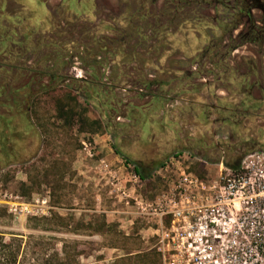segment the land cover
I'll return each instance as SVG.
<instances>
[{
    "label": "rangeland",
    "instance_id": "374dc122",
    "mask_svg": "<svg viewBox=\"0 0 264 264\" xmlns=\"http://www.w3.org/2000/svg\"><path fill=\"white\" fill-rule=\"evenodd\" d=\"M178 1L0 0V198L46 197L50 207L33 216L0 199L6 240L31 238L59 258L64 248L72 264H237L222 257L220 242H185L172 232L173 241L161 242L171 218L160 226L134 200H116L81 152L91 142L124 181L133 167L125 159L141 160L132 141L147 152L155 138L154 147L176 143L182 165L210 186L220 155L230 163L264 152L252 56L218 46L220 20L180 15ZM153 81L161 85L148 88ZM151 153L143 161L169 156ZM170 159L168 172L158 168L134 197L150 202L170 190L178 165Z\"/></svg>",
    "mask_w": 264,
    "mask_h": 264
},
{
    "label": "built area",
    "instance_id": "2783aa9c",
    "mask_svg": "<svg viewBox=\"0 0 264 264\" xmlns=\"http://www.w3.org/2000/svg\"><path fill=\"white\" fill-rule=\"evenodd\" d=\"M91 142H82L81 152L93 159L96 169L104 176L109 192L126 205H134L149 219L162 226L164 217L171 218L170 231H163L161 242L173 241L171 232L180 234L185 242H220L224 250L222 257L237 264H264V152L253 151L243 155L238 170L226 167L224 161L218 163L217 181L207 185L196 175L187 171L180 159L183 153L171 157L170 163L177 164L173 178L155 201H143L137 195L138 185L143 182L134 172L121 181L118 170L104 158H97ZM126 166L130 164L126 163ZM168 166L164 164L165 171ZM162 169V168H161ZM130 182V184L128 183ZM1 203L11 211L20 210L33 216L45 215L48 207L46 197L26 203L23 197L4 191ZM210 236V237H209ZM196 259H200L197 257Z\"/></svg>",
    "mask_w": 264,
    "mask_h": 264
},
{
    "label": "flooded vegetation",
    "instance_id": "af4514ba",
    "mask_svg": "<svg viewBox=\"0 0 264 264\" xmlns=\"http://www.w3.org/2000/svg\"><path fill=\"white\" fill-rule=\"evenodd\" d=\"M178 4L180 15L197 10L194 15L205 18L202 13L206 12V16L214 23L220 20L219 27H213L220 31V37L223 39L217 37L218 46L232 51L241 49L245 56H252L248 63L250 67L257 68L252 76L257 78L255 79L256 90L263 97L264 81L261 78L262 69L260 67L261 64L264 65V0H179ZM255 139V137L244 138L241 141L243 147L247 143H254ZM216 147L223 154V146L217 144ZM245 154L247 153L239 155ZM219 159L221 161L223 156L220 155Z\"/></svg>",
    "mask_w": 264,
    "mask_h": 264
},
{
    "label": "trees",
    "instance_id": "16d2710c",
    "mask_svg": "<svg viewBox=\"0 0 264 264\" xmlns=\"http://www.w3.org/2000/svg\"><path fill=\"white\" fill-rule=\"evenodd\" d=\"M152 85L160 86L161 84L158 81L148 82L147 87L149 88ZM132 120V119H130ZM133 121V120H132ZM140 127V126H139ZM153 132V131H152ZM156 135L159 137L160 132L157 131ZM155 140H151L149 143V151H144L142 148L137 146L136 141H132L130 144V148L132 147V151H138L141 160H133L125 159V163H130L133 165L134 172L139 176L141 180H146L150 178L154 172L162 167L167 159L170 157H174L179 154L182 149L175 150L177 145L171 144L165 145V141L161 140L159 142L158 147H154ZM165 143V144H164ZM173 146V147H171ZM128 147V146H127ZM154 147V148H153ZM129 148V147H128ZM153 148V149H151ZM172 148V149H171ZM160 150L161 154L164 155L168 152V157L161 161V159H149L147 161H143V155L147 156L148 154H152L156 156V152ZM115 153H120V149L118 147L114 148ZM128 153L130 150H126ZM137 153V152H136ZM159 155V156H160ZM243 155L236 156L230 163H224L226 167L230 168L233 171H236L240 167V162L242 160ZM158 160V161H156ZM206 160V159H205ZM152 161V162H151ZM219 163V161H217ZM31 238L28 242L23 240L21 236H11L8 240H6L2 235H0V264H72V261L66 255V249H62L63 257L59 258L58 254H50L49 249L45 246L40 247L39 245H34L31 243Z\"/></svg>",
    "mask_w": 264,
    "mask_h": 264
}]
</instances>
